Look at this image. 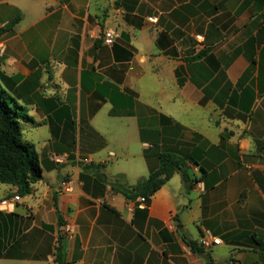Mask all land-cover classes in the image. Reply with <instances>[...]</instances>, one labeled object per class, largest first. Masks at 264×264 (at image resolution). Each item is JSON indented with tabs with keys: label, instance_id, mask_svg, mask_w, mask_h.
<instances>
[{
	"label": "crops",
	"instance_id": "obj_1",
	"mask_svg": "<svg viewBox=\"0 0 264 264\" xmlns=\"http://www.w3.org/2000/svg\"><path fill=\"white\" fill-rule=\"evenodd\" d=\"M0 40L43 172L20 201L0 183V264L59 247L65 264H264V0H0ZM164 152L195 162L190 190L180 173L144 207L117 190ZM209 232L221 244L194 251Z\"/></svg>",
	"mask_w": 264,
	"mask_h": 264
},
{
	"label": "trees",
	"instance_id": "obj_2",
	"mask_svg": "<svg viewBox=\"0 0 264 264\" xmlns=\"http://www.w3.org/2000/svg\"><path fill=\"white\" fill-rule=\"evenodd\" d=\"M16 23L13 22L9 28ZM204 55L205 53L199 57ZM29 123H35L34 119L0 82V183L17 187L19 196L29 194L32 185L41 180L43 174L34 145L24 141L25 125ZM187 162L195 163L188 157L172 152L161 153L158 169L147 179L132 187L120 185L117 190L130 200L142 196L149 202L153 194L165 186L176 173L181 174L186 189L190 190L194 181L188 173ZM188 244L194 251H202L199 244ZM56 260L59 264H65L60 247L57 249Z\"/></svg>",
	"mask_w": 264,
	"mask_h": 264
},
{
	"label": "built area",
	"instance_id": "obj_3",
	"mask_svg": "<svg viewBox=\"0 0 264 264\" xmlns=\"http://www.w3.org/2000/svg\"><path fill=\"white\" fill-rule=\"evenodd\" d=\"M117 37H118V33L114 29L108 28L103 33V44L106 46H113ZM5 49H6L5 43L2 40H0V54H3ZM55 160L61 161L62 158L60 156H57ZM90 163H91L90 159L84 160V164H90ZM74 184L75 183L73 179L69 178V179L63 180L60 184V189L64 193H70L74 189ZM20 199L21 198L18 194L14 197V201H20ZM147 202L148 200L145 197L141 196L138 199L139 206L141 207L146 206ZM11 206H12V203L9 200H3L0 202V210H9L11 209ZM62 234L64 236L71 237L74 234V229L71 226H64ZM221 242L222 241L220 238H216L211 232H209L206 235L201 237L198 244L199 246L203 248H210L211 246L220 245Z\"/></svg>",
	"mask_w": 264,
	"mask_h": 264
}]
</instances>
